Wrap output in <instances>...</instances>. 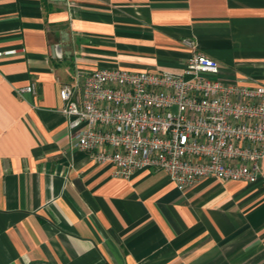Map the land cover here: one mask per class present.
Returning a JSON list of instances; mask_svg holds the SVG:
<instances>
[{
  "label": "crops",
  "instance_id": "crops-1",
  "mask_svg": "<svg viewBox=\"0 0 264 264\" xmlns=\"http://www.w3.org/2000/svg\"><path fill=\"white\" fill-rule=\"evenodd\" d=\"M183 40L264 85V0H0V264H264V159L254 184L180 192L94 163L60 112L96 69L180 73Z\"/></svg>",
  "mask_w": 264,
  "mask_h": 264
},
{
  "label": "built area",
  "instance_id": "built-area-1",
  "mask_svg": "<svg viewBox=\"0 0 264 264\" xmlns=\"http://www.w3.org/2000/svg\"><path fill=\"white\" fill-rule=\"evenodd\" d=\"M192 50L180 73L117 67L59 91L73 147L130 178L164 172L180 192L204 180L254 184L264 159V85L219 77V64ZM12 52H7L10 54ZM36 93V85L15 90Z\"/></svg>",
  "mask_w": 264,
  "mask_h": 264
}]
</instances>
